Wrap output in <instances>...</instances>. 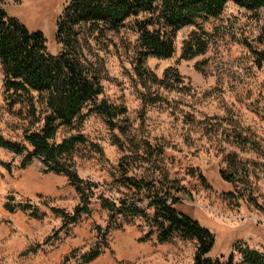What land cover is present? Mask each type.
I'll return each mask as SVG.
<instances>
[{
    "label": "rangeland",
    "instance_id": "rangeland-1",
    "mask_svg": "<svg viewBox=\"0 0 264 264\" xmlns=\"http://www.w3.org/2000/svg\"><path fill=\"white\" fill-rule=\"evenodd\" d=\"M65 1H9L7 6L28 28L40 29L49 38ZM221 11L217 17L180 27L170 57H147L145 65L158 76L167 66L177 68L182 82L173 89L140 83L132 68L133 52L125 47L126 40L134 35L124 28L88 35L82 44L83 53L100 70L102 95L127 107L128 126L121 132L110 128L101 114L88 113L78 126L87 140L76 144L72 157L81 175L109 179L119 156L144 151L145 140L161 144L164 154L156 162L170 176L180 178L192 194V200L184 199L179 207L213 231L214 243L208 254H221L225 259L237 239L264 251V65L254 64L244 44L245 38L255 37L264 24V9H247L228 0ZM193 30L206 32L208 47L204 53L180 58L182 41ZM48 47L55 51L51 44ZM2 77L0 64V131L7 137L20 138L27 124L23 117L25 102L8 104L11 91L4 89ZM142 92L160 93L169 104L143 103ZM74 131L61 126L55 140ZM0 158H13L14 166L19 161L18 156L2 148ZM240 163L245 168L236 171ZM43 168L37 157L25 168L13 167L10 173L0 166V264H62L71 249L87 248L93 238L94 222L104 223L105 212L93 203L91 214L79 218L69 234L60 232L52 243L23 253L28 245L52 234L60 219L40 204L46 209L41 218L31 217L23 210L8 212L2 206L6 194L13 192L16 198H29L35 203L47 197L52 204L67 209L77 201V194L64 175L44 172ZM220 170L236 176L233 185L225 181ZM233 188L243 200L231 197L228 191ZM140 222L135 219L123 229L111 231V250L83 264L192 263L195 239L185 240L175 234L158 242L154 234L139 240L146 228ZM233 264L249 263L242 262L240 254L234 252Z\"/></svg>",
    "mask_w": 264,
    "mask_h": 264
},
{
    "label": "trees",
    "instance_id": "trees-1",
    "mask_svg": "<svg viewBox=\"0 0 264 264\" xmlns=\"http://www.w3.org/2000/svg\"><path fill=\"white\" fill-rule=\"evenodd\" d=\"M9 1L21 2L0 0L2 85L11 91L9 105L25 102L23 117L27 124L20 138L7 137L0 131V148L19 158L17 166L13 158H0V166L10 173L13 167L25 168L37 157L44 172L64 175L77 194V201L70 209L52 204L47 197L35 203L29 198H16L13 192L6 194L2 206L8 212L23 210L31 217L41 218L48 209L60 219L59 227L52 234L28 245L23 253L35 252L41 245L52 243L53 238L60 237V232L69 234L79 218L91 214L92 204L97 203L105 212L104 223L94 222L93 238L87 248L71 249L64 255L62 264H83L111 250V231L123 229L135 219H140L146 227L139 240L154 234L158 242L167 241L175 234L185 240L195 239L191 264H233L234 252L240 254L242 262L264 264V251L238 239L233 240L232 250L225 259L221 254H208L214 243L213 231L179 207L184 199L192 200V194L180 178L170 176L156 162L164 154L161 144L145 140L142 142L144 151L119 156L109 179L81 175L72 157L76 144L87 140L78 126L88 113L101 114L110 128H118L121 132L128 126L127 107L102 95L100 70L83 53L82 44L87 42V36L124 28L134 35L126 40L125 47L133 52L132 68L140 83L178 88L182 76L177 68L167 66L158 76L145 65L147 57H170L180 27L217 17L228 0H67L55 17V30L49 38L40 29L28 28L14 16L7 6ZM231 1L247 9H264V0ZM208 42L206 32L193 30L182 41L180 58L204 53ZM48 44L55 47V51H50ZM244 44L254 64L264 65V24L255 37L245 38ZM140 95L146 104H169L168 98L157 92ZM88 104V110L83 112ZM61 126L75 131L55 140ZM115 141L122 149L117 137ZM97 150L103 154L98 145ZM244 168L245 164L240 163L236 171ZM219 173L233 185L235 175L223 174L222 170ZM233 189L228 191L231 197L243 200L242 194Z\"/></svg>",
    "mask_w": 264,
    "mask_h": 264
}]
</instances>
